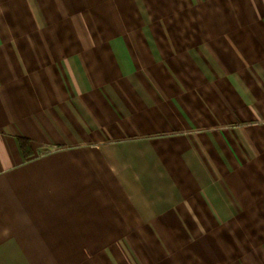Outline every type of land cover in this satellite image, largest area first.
I'll use <instances>...</instances> for the list:
<instances>
[{
    "label": "crops",
    "instance_id": "0c3cea01",
    "mask_svg": "<svg viewBox=\"0 0 264 264\" xmlns=\"http://www.w3.org/2000/svg\"><path fill=\"white\" fill-rule=\"evenodd\" d=\"M0 264H264V0H0Z\"/></svg>",
    "mask_w": 264,
    "mask_h": 264
},
{
    "label": "trees",
    "instance_id": "16d2710c",
    "mask_svg": "<svg viewBox=\"0 0 264 264\" xmlns=\"http://www.w3.org/2000/svg\"><path fill=\"white\" fill-rule=\"evenodd\" d=\"M22 143V142H21ZM23 145H24V143H23Z\"/></svg>",
    "mask_w": 264,
    "mask_h": 264
}]
</instances>
